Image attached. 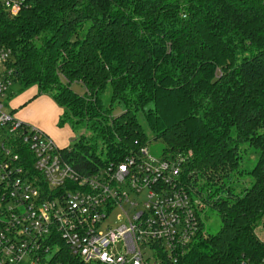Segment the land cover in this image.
Returning a JSON list of instances; mask_svg holds the SVG:
<instances>
[{"label": "trees", "instance_id": "trees-1", "mask_svg": "<svg viewBox=\"0 0 264 264\" xmlns=\"http://www.w3.org/2000/svg\"><path fill=\"white\" fill-rule=\"evenodd\" d=\"M0 47L18 94L35 87L62 108L58 127L90 130L59 146L77 167L122 160L148 143L145 128L162 156L184 157L186 183L220 226L164 264L263 263L264 0H25L16 15L0 7ZM240 143L258 152L251 169ZM50 249L49 264H101L60 241Z\"/></svg>", "mask_w": 264, "mask_h": 264}, {"label": "built area", "instance_id": "built-area-1", "mask_svg": "<svg viewBox=\"0 0 264 264\" xmlns=\"http://www.w3.org/2000/svg\"><path fill=\"white\" fill-rule=\"evenodd\" d=\"M24 5L0 0L9 15ZM11 61L0 47V264H49L56 241L86 263L164 264L184 255L208 207L183 177L184 157H153L145 144L92 171L77 167L47 133L7 110Z\"/></svg>", "mask_w": 264, "mask_h": 264}, {"label": "rangeland", "instance_id": "rangeland-1", "mask_svg": "<svg viewBox=\"0 0 264 264\" xmlns=\"http://www.w3.org/2000/svg\"><path fill=\"white\" fill-rule=\"evenodd\" d=\"M33 88L34 87H30L29 89H26L25 91H23L21 93H32V92H34ZM72 88L81 94L84 92V87L79 85V84H75V83L72 84ZM11 92H12V94L10 96V99L9 100L6 99L8 111H12L14 99L18 94V84L16 82H13L9 86L8 94ZM21 93H19V94H21ZM47 96H49V95H47ZM108 98H109V93L106 92L105 96H104V99L106 102H107ZM118 112H119V108L115 109L114 113H118ZM14 116H17V115L14 113ZM66 125L71 130V137H70L68 144H72L73 140L76 139L81 134H84L86 136H89L91 134L90 130L88 128H86V126L82 123H76L73 127H71L70 124H65V126ZM145 129H146L147 136L150 139L147 143V147H148L150 156L157 157V158L161 157L162 156L161 155V149L163 146L162 141L153 140L152 134L147 130V128H145ZM240 145H241L242 157H243V160L241 163V168L251 169L256 164V162L258 160V152L254 148L249 147L248 145H246L244 143H240ZM245 177H246V180L248 181L249 176L245 175ZM246 184H249V183H246ZM117 213H119V211H117V210L113 211L111 216H109V218L107 219V223H109L111 225H115L117 223V219L115 217V215ZM201 219H202L203 230L206 233L212 234V233H215L219 229L220 218L212 208L206 207L201 213ZM256 233H257L258 237L264 241V228L258 227L256 229ZM55 250L56 249H54V251ZM50 255L51 254H48L47 257L49 258Z\"/></svg>", "mask_w": 264, "mask_h": 264}, {"label": "crops", "instance_id": "crops-1", "mask_svg": "<svg viewBox=\"0 0 264 264\" xmlns=\"http://www.w3.org/2000/svg\"><path fill=\"white\" fill-rule=\"evenodd\" d=\"M33 89L34 92L32 93H21L15 97L13 102L15 114L24 122L43 130L58 146H67L71 137V130L67 125L57 126L62 108L51 97L45 94L38 95L36 88Z\"/></svg>", "mask_w": 264, "mask_h": 264}]
</instances>
